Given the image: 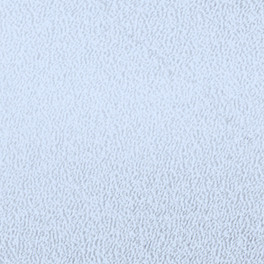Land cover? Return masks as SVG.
I'll use <instances>...</instances> for the list:
<instances>
[{
    "label": "snow or ice",
    "instance_id": "1",
    "mask_svg": "<svg viewBox=\"0 0 264 264\" xmlns=\"http://www.w3.org/2000/svg\"><path fill=\"white\" fill-rule=\"evenodd\" d=\"M0 264H264V0H0Z\"/></svg>",
    "mask_w": 264,
    "mask_h": 264
}]
</instances>
